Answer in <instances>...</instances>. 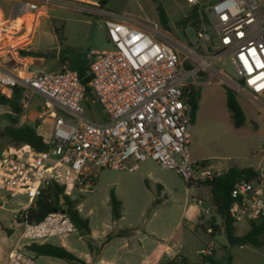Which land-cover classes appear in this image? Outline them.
I'll list each match as a JSON object with an SVG mask.
<instances>
[{
    "label": "built area",
    "instance_id": "2783aa9c",
    "mask_svg": "<svg viewBox=\"0 0 264 264\" xmlns=\"http://www.w3.org/2000/svg\"><path fill=\"white\" fill-rule=\"evenodd\" d=\"M185 1L207 14L213 35L204 27L196 32L195 41L183 42L156 25L134 24L70 0H12L14 21L23 19L21 28L28 24L35 28L50 5L99 15L113 47L89 51L88 84L79 72L66 68L19 75L0 65V96L10 97L18 89L25 102L34 96L43 99L36 130L49 151L37 152L27 144L0 147V187L30 197L22 212L36 206L51 182L63 187L57 175L66 170L80 196L93 192L101 171L133 173L147 161L174 171L189 185L220 174L208 161L190 159L192 107L186 93L191 86L197 87L196 76L216 73L221 83L245 94L264 111V0H220L206 10L201 8L203 0ZM9 29L10 25L2 28L1 34ZM223 57L228 58L238 82L214 70L213 62ZM95 104L102 122L95 121L90 110L87 114V106ZM10 113L9 106L0 105V116ZM47 124L51 127L48 139L42 133ZM262 186V172L256 182L236 183L228 209L234 225L243 219L264 220ZM21 228L8 264H39L28 246L78 232L62 207L38 222H24ZM203 253L210 257L212 248Z\"/></svg>",
    "mask_w": 264,
    "mask_h": 264
},
{
    "label": "rangeland",
    "instance_id": "374dc122",
    "mask_svg": "<svg viewBox=\"0 0 264 264\" xmlns=\"http://www.w3.org/2000/svg\"><path fill=\"white\" fill-rule=\"evenodd\" d=\"M70 1L93 9L112 12L128 18L134 24H143L148 27L156 25L183 42L196 40V32L192 26L189 24L183 28L180 24L192 8L185 0H158L164 10L168 29L160 24L156 4L152 0H107L104 6L99 4L100 0ZM219 1L203 0L201 8L206 10ZM0 13L2 20L0 52L8 55L7 64H12L10 62L12 54L8 52V46L16 55L20 50L30 53H35V49L41 50L44 59L47 60L41 68L32 67L30 74L56 72L58 61L54 56L57 54L58 45L52 37H47L43 33L49 22L54 23L58 36L65 38L61 47L62 57L81 59L85 64V53L88 50L113 49L108 41L103 18L99 15L50 5L40 18L42 24L35 33L34 28L29 24L21 28L22 18L14 21L12 0H0ZM9 25L11 32L1 34V29L8 28ZM204 27L207 28V26ZM209 32L211 35L214 34L212 30ZM212 66L215 71H222L229 79L238 82L227 57L215 60ZM209 80H211L210 84L207 83ZM196 82L199 102L195 123L190 127V155L193 152L198 154L204 158L202 161H208L220 173L232 166L252 167L264 173V111L253 104L245 94L226 83H221L220 76H216V73L200 74L196 76ZM226 87L236 92L237 100L245 113L247 120L242 127L233 126L226 106ZM22 102L24 111L17 124L11 123L7 114L0 116V144L3 148L10 147L4 137L8 128L39 124L37 114H32L30 109H26V105H30L31 101L23 100ZM32 103L34 111L37 112L41 108L43 99L37 96ZM9 109L11 110L10 107ZM86 110L88 115H90L88 110L92 112L95 121L104 120L98 104L90 106L89 109L87 106ZM50 128V124L44 126L42 133L46 139L49 137ZM143 167H150L154 175L166 182L167 196L164 197L154 184L149 187L146 181L139 177ZM66 171L57 175L65 195L80 214L90 220V226L95 233L106 232L108 237L100 236V239L88 241L77 232L67 237L53 238L50 242L58 246L66 244L70 251L85 264H157L171 256L174 252L173 244L182 247L178 253L186 258L187 264L206 263L203 252L210 247L212 248L210 259L214 264H232L228 260L230 254H235L239 259L244 260L243 263L264 264V246L258 249L252 246L230 247L220 231L215 236H211L197 227V221L194 222L192 217V205H195L197 200H201L205 207L210 205L209 213L205 218H216V226H220V219L211 207L210 197L208 200V195L202 194L207 191V186H202L198 190L195 185L187 184L174 171L164 170L157 164L148 163L146 166L141 165L135 173L105 169L99 173L93 192L80 196L73 188L71 173ZM111 190L118 194L122 203V218L119 221L112 220L109 205ZM260 191L264 197V186ZM30 200L27 195L17 192L11 194L7 188L0 187V222L7 228L13 229L10 236L0 229V264H8L12 249L22 232L18 211L29 204ZM249 222L248 219L239 221L235 226L236 235H244L249 230ZM164 247H167V254L162 256ZM36 260L39 264H70L47 256L36 257ZM184 262L185 259L182 258L180 263Z\"/></svg>",
    "mask_w": 264,
    "mask_h": 264
},
{
    "label": "trees",
    "instance_id": "16d2710c",
    "mask_svg": "<svg viewBox=\"0 0 264 264\" xmlns=\"http://www.w3.org/2000/svg\"><path fill=\"white\" fill-rule=\"evenodd\" d=\"M152 1L156 4L160 24L164 28L168 29V23L161 4L158 0ZM106 2L107 0H100L99 4L104 6ZM188 14L189 15L184 17L180 22L183 28L190 24L195 32L202 30L204 26H207L209 29L208 31H210V28L208 27L207 14L204 11H199V8L195 6L191 8ZM55 31L58 33L57 29ZM18 54L21 57L41 56L39 53H30L23 50H20ZM79 75L84 81L87 75L86 69H82L79 72ZM87 91L90 93V89L88 87ZM186 96L192 107L191 124H194L199 102L198 88L196 86H191L189 91L186 93ZM225 97L226 106L231 115L233 126L235 128L242 127L247 118L237 100L236 92L231 88L226 87ZM23 100L24 97L18 89L12 90L10 97L0 96V105L9 106L11 108V113L6 116L13 124H17L20 116L23 114ZM4 137L10 147L3 148L0 144L2 149H12L24 144L30 145L37 152H48L50 149L49 145L44 141V138L37 133L36 126L26 125L17 128H8L4 133ZM259 174L260 172L252 167L238 168L236 166H232L212 179L199 183L198 185L207 186L209 188L211 207L216 216L220 219V226H216V218L206 219L205 216L207 214H201V216L197 219V227L201 228L203 232L208 233L211 236H215L216 233L220 231V233L225 236L229 246H243L247 244L256 248L264 246V220L250 221L248 232L243 236H237L235 233V225L228 214V209L232 201L231 192L236 183L240 181L256 182L259 179ZM63 205L66 206L67 215L76 225L80 236L89 241L91 235L89 220L82 217L80 211L64 194L63 187L56 182H51L47 186L44 193L38 198L35 207L23 210V212L21 211L22 209L18 211V214L20 215L19 225L21 226L24 222H38L49 213L61 209ZM109 205L111 207L112 220L119 221L122 218V203L117 198L114 190L110 191ZM0 229L8 236L13 233V229L7 228L2 222H0ZM27 250L35 257L47 256L61 259L70 264H85L84 261L76 257L65 247L54 245L52 243H45L41 245L33 244L28 246ZM203 258L205 262L213 263L210 257L203 255ZM165 264H179V262L171 261Z\"/></svg>",
    "mask_w": 264,
    "mask_h": 264
},
{
    "label": "crops",
    "instance_id": "0c3cea01",
    "mask_svg": "<svg viewBox=\"0 0 264 264\" xmlns=\"http://www.w3.org/2000/svg\"><path fill=\"white\" fill-rule=\"evenodd\" d=\"M41 24H42L41 20H39L37 26L34 28L35 33H36L37 28L39 26H41ZM88 24L91 26L90 23H88ZM55 30H56V28L54 26V23L53 22H49V23H47V25L45 26V29L43 31L45 36L52 37L53 40L56 42V45H58L57 46L58 57H57V54L54 56L55 60L58 61V66H57L55 71H59V70H61L63 68H66V69H70V70H74V71L80 72L82 69L85 68L86 69V73H87L88 64H89V57H88V51L89 50L85 53V64L82 63L81 59H70L68 56L62 57L61 56V51H62L61 47H62V45L65 42V38L58 36V33H56ZM35 53H39L41 56L40 57H21V56H19L18 52H17V55L15 54V52L11 53L12 55L10 57V60H11L10 62L12 64L9 65L6 62V59L8 58V55L3 53V52H0V65L2 67L6 68V69L14 71L15 73H17L19 75H37V74H30V70L34 66L37 67V68H41L43 66L44 62H46L47 60L44 59L43 53H42L41 50L35 49ZM39 74H41V73H39ZM36 97L37 96H34L30 100L31 103H30V105L29 104L26 105V109H28V110L30 109L32 114H37V118H38L40 110H38L37 112L34 111L33 103H32L33 99H35ZM190 158H191L192 161H202V160H204V158L200 157L198 154H196L194 152L190 155ZM148 163L149 164H156L153 161H147V162H144L142 165L146 166ZM149 168L150 167H145L143 169V171L141 173H139V177L143 178L146 181V183L149 185V187H151L154 184L158 188V190H160L162 192L164 197L167 196L168 195V186H167L166 182L161 177L154 175V173ZM133 173H135V172H133ZM195 186L197 187L198 190H200L202 188V186H199L197 184H195ZM208 189H207V191L205 193H202V194L203 195L207 194L208 195L207 199L209 200L210 193H208ZM116 196L119 199L118 194H116ZM197 201H200V203H198ZM197 201H195V205H192V209H193L192 217H193L194 222L197 221V219L201 216V214H208L209 210H210V205L205 207V206H203V202L201 200H197ZM186 204H185V207L187 209ZM185 214H186V211H185ZM89 224H90V220H89ZM90 229H91L90 239H92V240L100 239V236L108 237L106 232H102L101 234H97L91 228V226H90ZM61 246L65 247L66 249H68L70 251V249L68 248V246L66 244H62ZM246 246H252V245H249V244L243 245V247H246ZM230 247H236V246H230ZM252 247L255 248V249H258V248L254 247V246H252ZM172 248L174 249V252L171 254V256H169V258L167 260H165L163 262L160 261L157 264H165V263H168V262H171V261H177V262H179V264H181L180 261H181L182 258L185 259V262L183 264H187L186 258L183 255H181L180 253H178L179 249L177 247H175V244H173ZM232 250H231V252H232ZM251 253H253V251H251ZM166 254H167V247H164L163 250H162V256H164ZM228 260L232 264H247V263H243L244 260L239 259L235 254H230L228 256Z\"/></svg>",
    "mask_w": 264,
    "mask_h": 264
},
{
    "label": "water",
    "instance_id": "95a60500",
    "mask_svg": "<svg viewBox=\"0 0 264 264\" xmlns=\"http://www.w3.org/2000/svg\"><path fill=\"white\" fill-rule=\"evenodd\" d=\"M84 82L88 84L90 82V78L88 76H86L84 79ZM65 211H66V206L63 205L62 206V212L64 213Z\"/></svg>",
    "mask_w": 264,
    "mask_h": 264
},
{
    "label": "bare ground",
    "instance_id": "6f19581e",
    "mask_svg": "<svg viewBox=\"0 0 264 264\" xmlns=\"http://www.w3.org/2000/svg\"><path fill=\"white\" fill-rule=\"evenodd\" d=\"M20 19H21V17L18 18V19H16V21H17V20H20ZM1 23H2V20H1V13H0V25H1Z\"/></svg>",
    "mask_w": 264,
    "mask_h": 264
}]
</instances>
